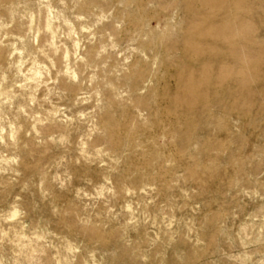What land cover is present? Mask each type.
I'll use <instances>...</instances> for the list:
<instances>
[{
	"label": "rangeland",
	"instance_id": "rangeland-1",
	"mask_svg": "<svg viewBox=\"0 0 264 264\" xmlns=\"http://www.w3.org/2000/svg\"><path fill=\"white\" fill-rule=\"evenodd\" d=\"M0 264H264V0H0Z\"/></svg>",
	"mask_w": 264,
	"mask_h": 264
},
{
	"label": "bare ground",
	"instance_id": "bare-ground-1",
	"mask_svg": "<svg viewBox=\"0 0 264 264\" xmlns=\"http://www.w3.org/2000/svg\"><path fill=\"white\" fill-rule=\"evenodd\" d=\"M45 29L48 31V33L54 38L57 34L56 29L54 28L52 22L50 20H47L45 22Z\"/></svg>",
	"mask_w": 264,
	"mask_h": 264
}]
</instances>
